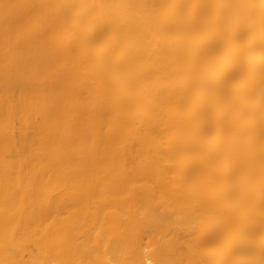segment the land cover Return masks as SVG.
<instances>
[{
    "label": "bare ground",
    "instance_id": "6f19581e",
    "mask_svg": "<svg viewBox=\"0 0 264 264\" xmlns=\"http://www.w3.org/2000/svg\"><path fill=\"white\" fill-rule=\"evenodd\" d=\"M0 264H264V0H0Z\"/></svg>",
    "mask_w": 264,
    "mask_h": 264
}]
</instances>
